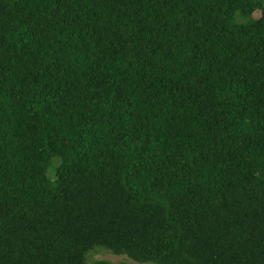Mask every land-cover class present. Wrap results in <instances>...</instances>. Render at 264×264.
Returning <instances> with one entry per match:
<instances>
[{"label": "trees", "instance_id": "trees-1", "mask_svg": "<svg viewBox=\"0 0 264 264\" xmlns=\"http://www.w3.org/2000/svg\"><path fill=\"white\" fill-rule=\"evenodd\" d=\"M100 249L264 264V0H0V264Z\"/></svg>", "mask_w": 264, "mask_h": 264}, {"label": "rangeland", "instance_id": "rangeland-1", "mask_svg": "<svg viewBox=\"0 0 264 264\" xmlns=\"http://www.w3.org/2000/svg\"><path fill=\"white\" fill-rule=\"evenodd\" d=\"M261 14H262V11L257 10L254 13V16L260 17ZM89 259L91 260V262L93 260H98V259H107V260L112 261L114 263L123 262L125 264H143V263L137 262L131 258H128L126 255H117V254H114V253L107 251V250H104V249H100L98 251L93 252L90 255ZM145 264H154V263H145Z\"/></svg>", "mask_w": 264, "mask_h": 264}]
</instances>
